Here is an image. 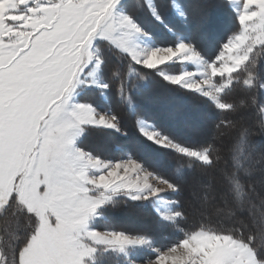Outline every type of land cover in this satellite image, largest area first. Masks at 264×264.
<instances>
[{
	"label": "snow or ice",
	"instance_id": "6c2138e0",
	"mask_svg": "<svg viewBox=\"0 0 264 264\" xmlns=\"http://www.w3.org/2000/svg\"><path fill=\"white\" fill-rule=\"evenodd\" d=\"M0 264H264V0H0Z\"/></svg>",
	"mask_w": 264,
	"mask_h": 264
},
{
	"label": "trees",
	"instance_id": "16d2710c",
	"mask_svg": "<svg viewBox=\"0 0 264 264\" xmlns=\"http://www.w3.org/2000/svg\"><path fill=\"white\" fill-rule=\"evenodd\" d=\"M211 2L214 5H218V4H220L221 0H211ZM192 10H193V12L197 11L195 8H193ZM216 11H217V9L214 7H210L207 10L209 15L214 14ZM192 107H193V110L203 109V105L200 104V102H192ZM114 110L117 111L122 116L124 126L127 127L129 129V131H131L132 130V117L127 115L126 113H124L123 110L119 106H114ZM246 113L250 117V122L255 124L256 123L255 112L253 110L249 109V110H247ZM205 127H206V131L209 133V138H210V133L212 131V121L210 119L206 122ZM133 135H135V133H133ZM99 139L100 138H98L96 136H92V137H89V139L86 143H88L89 145L95 146L96 144L99 143ZM143 219L144 218L135 209H127L122 216L123 223L126 226H128L130 229L136 228L135 226H132L130 223H132V222H140L141 223L143 221ZM197 219H198V217H193L189 220V223L194 225L196 223ZM130 220H132V221H130Z\"/></svg>",
	"mask_w": 264,
	"mask_h": 264
},
{
	"label": "rangeland",
	"instance_id": "374dc122",
	"mask_svg": "<svg viewBox=\"0 0 264 264\" xmlns=\"http://www.w3.org/2000/svg\"><path fill=\"white\" fill-rule=\"evenodd\" d=\"M247 114V113H246ZM143 222V221H142ZM141 222V223H142ZM140 222H132V223H130L132 226H135V227H137L138 225H140L141 224Z\"/></svg>",
	"mask_w": 264,
	"mask_h": 264
},
{
	"label": "bare ground",
	"instance_id": "6f19581e",
	"mask_svg": "<svg viewBox=\"0 0 264 264\" xmlns=\"http://www.w3.org/2000/svg\"><path fill=\"white\" fill-rule=\"evenodd\" d=\"M130 221H132V220H130ZM138 221V220H137Z\"/></svg>",
	"mask_w": 264,
	"mask_h": 264
}]
</instances>
